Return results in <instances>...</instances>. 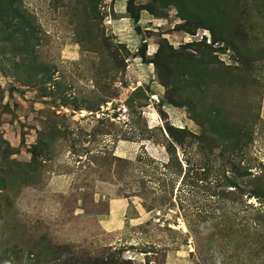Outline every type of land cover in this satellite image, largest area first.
Here are the masks:
<instances>
[{
  "label": "rangeland",
  "instance_id": "1",
  "mask_svg": "<svg viewBox=\"0 0 264 264\" xmlns=\"http://www.w3.org/2000/svg\"><path fill=\"white\" fill-rule=\"evenodd\" d=\"M0 264H264V0H0Z\"/></svg>",
  "mask_w": 264,
  "mask_h": 264
}]
</instances>
